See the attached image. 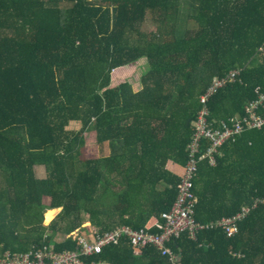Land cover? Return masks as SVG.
Wrapping results in <instances>:
<instances>
[{"label": "trees", "instance_id": "trees-1", "mask_svg": "<svg viewBox=\"0 0 264 264\" xmlns=\"http://www.w3.org/2000/svg\"><path fill=\"white\" fill-rule=\"evenodd\" d=\"M148 18L155 30L144 29ZM142 58L140 82L113 86V71ZM235 70L207 101L214 126L245 116L264 94V0H0V250H76L75 240L54 237L82 226L84 214L103 230L160 231L199 97ZM86 132L96 135L94 153ZM193 185L197 221L251 211L233 236L213 227L174 239L181 264H264V125L227 141L214 166L200 161ZM136 193L150 203L152 225L125 217ZM86 259L172 264L127 241Z\"/></svg>", "mask_w": 264, "mask_h": 264}, {"label": "built area", "instance_id": "built-area-1", "mask_svg": "<svg viewBox=\"0 0 264 264\" xmlns=\"http://www.w3.org/2000/svg\"><path fill=\"white\" fill-rule=\"evenodd\" d=\"M239 71H231L223 79L214 78L206 92L199 97L202 105L196 119L192 122L194 133L187 147L188 161L185 172L177 185V198L170 210L161 214L164 220L162 229L158 232L145 228L136 229L128 225L118 226L111 230H103L90 223L75 229L66 238L75 240L76 250H55L53 245L31 246L25 251L0 250V264H114L105 259L99 261H87V257L100 254L105 246L120 244L127 241L132 247L145 249L156 247L160 252L168 256L172 264H181L179 256L173 250L171 242L187 233L190 238H196L200 230L222 227L228 236H233L239 231V222L251 211L250 207L230 217L200 222L195 219L196 197L193 192V182L198 172L199 162L207 160L210 166L215 165V155L219 154L221 147L229 140H235L239 135L251 129H260L264 125V117L258 110L264 100V94H260L257 100L246 106V115L231 118L228 123L221 121L219 126L208 120L209 111L207 101L216 89L233 82ZM208 144L202 151L203 141ZM258 201H255V204Z\"/></svg>", "mask_w": 264, "mask_h": 264}, {"label": "rangeland", "instance_id": "rangeland-1", "mask_svg": "<svg viewBox=\"0 0 264 264\" xmlns=\"http://www.w3.org/2000/svg\"><path fill=\"white\" fill-rule=\"evenodd\" d=\"M156 28V24L155 22H153V20L151 18L147 19V22L144 25V29L146 31H150V30H155ZM148 68V64L145 58H142L140 60H138L137 62H134L130 65L124 66V68H120L119 70H115L112 72V83L113 85H118L122 82H125L126 80L131 81L132 83H138L140 82V78L143 75V73L146 71V69ZM138 85V84H135ZM136 87V86H135ZM71 128H75L78 129L79 124L78 123H71L70 126ZM85 143H86V153H94L95 148L93 146L94 144V137L92 135H85ZM36 174L38 176V178H44L46 177V172L45 169L43 167H36ZM3 183L0 182V185ZM60 211L57 210L56 212L58 213ZM84 221L89 220V216L88 214H84ZM44 223L46 225L50 224L49 221ZM64 233H57L54 237V240H60L61 238H63Z\"/></svg>", "mask_w": 264, "mask_h": 264}, {"label": "crops", "instance_id": "crops-1", "mask_svg": "<svg viewBox=\"0 0 264 264\" xmlns=\"http://www.w3.org/2000/svg\"><path fill=\"white\" fill-rule=\"evenodd\" d=\"M113 84V83H112ZM119 85V84H118ZM113 86H115V85H113ZM85 135H92L93 137H94V144L93 145H95V143H97V141H96V135L93 133V132H86L85 133ZM182 178V177H181ZM120 184V183H119ZM161 185H165V184H161ZM120 187H122V186H120ZM162 186H159V188H161ZM114 189H117V187H115ZM157 190H158V187H157ZM137 195H138V198H137V205H133V207H132V211H130V213H128L125 217L126 218H129L130 216L135 220L134 222H137V221H140V219L139 220H137L136 221V218H143V219H151L150 220V222H149V224H151L152 225V221H153V219L155 220V216L153 215V217H155V218H151L149 215H151V213H152V211H151V207H149L150 206V203H149V205L147 206V204H148V202L146 201V197L144 196V194H138V193H136ZM144 203L143 205H140L139 203ZM57 210H59V208H55V209H51V210H48V211H55L54 212V216H53V219H54V217L58 214L56 211ZM47 211V212H48ZM52 219V220H53ZM51 220V221H52ZM51 221H49V223L51 222ZM46 222V221H45ZM87 223H90L88 220L87 221H84L81 225H84V224H87ZM91 224V223H90ZM128 226H131L132 227V225H128ZM79 227H81V226H79ZM79 227H77V228H79ZM76 228V229H77ZM134 228V227H133ZM154 232V231H153ZM67 235H69V234H64V238L67 236ZM62 239V238H61ZM60 239V240H61ZM57 241V240H56ZM59 241V240H58Z\"/></svg>", "mask_w": 264, "mask_h": 264}, {"label": "water", "instance_id": "water-1", "mask_svg": "<svg viewBox=\"0 0 264 264\" xmlns=\"http://www.w3.org/2000/svg\"><path fill=\"white\" fill-rule=\"evenodd\" d=\"M207 245H208V242L205 241V242H204V247L207 248Z\"/></svg>", "mask_w": 264, "mask_h": 264}]
</instances>
